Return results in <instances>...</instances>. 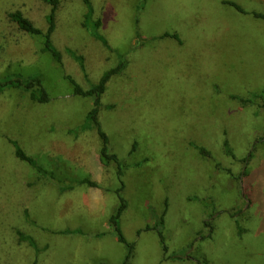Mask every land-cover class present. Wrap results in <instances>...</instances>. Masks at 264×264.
I'll return each mask as SVG.
<instances>
[{"label":"rangeland","instance_id":"374dc122","mask_svg":"<svg viewBox=\"0 0 264 264\" xmlns=\"http://www.w3.org/2000/svg\"><path fill=\"white\" fill-rule=\"evenodd\" d=\"M90 2L0 0V264H264V0Z\"/></svg>","mask_w":264,"mask_h":264},{"label":"trees","instance_id":"16d2710c","mask_svg":"<svg viewBox=\"0 0 264 264\" xmlns=\"http://www.w3.org/2000/svg\"><path fill=\"white\" fill-rule=\"evenodd\" d=\"M42 1H44L45 3H47L48 5L51 6V12L46 17L47 23H48V28L46 31L37 27L35 25V23L31 19H29L27 16H25L21 10L13 11L9 14V16L12 19V21H14L22 31H24V32H26L32 36H43L45 38V50L50 51L53 54V56L57 59V61L61 62V54L58 50L55 49V47L53 46L52 41H51L52 33L56 29V12H57L58 7H59V0H42ZM85 3L88 7L89 14L93 13V8H92L90 0H85ZM231 4L234 7H236L238 10H241V7L238 4L233 3V2H231ZM260 17H264V16H260ZM99 25H100V21L98 20L95 23V29L93 32V36L97 40L101 41L103 43V45L109 47L108 41L97 31ZM71 54H72L73 58L79 62L81 68L84 70L85 66H84L83 58L81 56L75 54V53L71 52ZM123 66H124V64L123 65L121 64L117 68H113L111 70H108L107 72L104 73V75L102 76V78L98 84L93 85L91 88H89L87 90L83 89L72 77L67 76V79L69 80V82L73 86V91L76 95H80L83 97H94V105L95 106L89 112L88 118L96 123V125L99 129V133H100L101 137L104 139V141L106 140V134L100 129V125L97 122L98 121L97 115H98V111H99V105L101 102V97L106 91L107 83H108L109 79L114 74H116L117 71H119V69ZM21 85H23V81L20 79H16L13 81H6L5 83L0 84V90L4 89L7 86L21 87ZM24 87H25V90L30 91V92L32 91L31 96L35 101L46 102L49 100L47 93L45 92L44 88H42V83H41L40 79L29 80L24 85ZM255 98H257V95H255ZM12 143L14 144V146L16 148V154L19 158H21L22 160L28 161L31 165H35V161L33 160L32 157L28 156L24 152V150L20 146H18V144L16 142H12ZM100 156H101V162L102 163H105L104 161H108L110 159H116V155L108 154L106 147H104L102 149ZM87 183L92 187L98 186V184L96 182H93V181H87ZM64 189H65V187H64ZM125 207H126V204H125L124 200L121 199V205L119 207V210H118L116 215L112 216L111 221L115 225V228L118 232L119 240L126 243L129 247V254L127 255V258L125 261V264H128L130 261V258L132 256V253H133L134 244L128 243L126 241V239L122 235L121 230L118 226V218L121 216L122 211L125 209Z\"/></svg>","mask_w":264,"mask_h":264}]
</instances>
